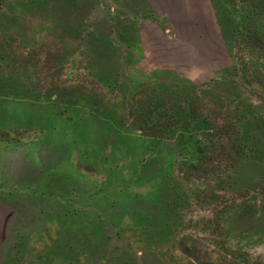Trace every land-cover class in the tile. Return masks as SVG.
Here are the masks:
<instances>
[{"label":"rangeland","instance_id":"obj_1","mask_svg":"<svg viewBox=\"0 0 264 264\" xmlns=\"http://www.w3.org/2000/svg\"><path fill=\"white\" fill-rule=\"evenodd\" d=\"M249 2L0 0V264H264Z\"/></svg>","mask_w":264,"mask_h":264},{"label":"trees","instance_id":"obj_2","mask_svg":"<svg viewBox=\"0 0 264 264\" xmlns=\"http://www.w3.org/2000/svg\"><path fill=\"white\" fill-rule=\"evenodd\" d=\"M250 9L246 10L242 26H245L238 36H235V43L238 46V55L241 60H248V63H243L244 72L248 73L251 70L259 72L264 71V15H258L264 8V0H250ZM154 135V134H152ZM184 253L189 255V248L185 247ZM206 263L201 264H235L234 256H226L223 259L211 261V258H206Z\"/></svg>","mask_w":264,"mask_h":264}]
</instances>
